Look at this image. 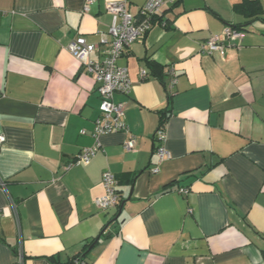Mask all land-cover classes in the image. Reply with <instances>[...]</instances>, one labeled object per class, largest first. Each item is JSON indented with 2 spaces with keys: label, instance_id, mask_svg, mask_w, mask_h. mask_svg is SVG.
Returning <instances> with one entry per match:
<instances>
[{
  "label": "crops",
  "instance_id": "0c3cea01",
  "mask_svg": "<svg viewBox=\"0 0 264 264\" xmlns=\"http://www.w3.org/2000/svg\"><path fill=\"white\" fill-rule=\"evenodd\" d=\"M107 1L85 12V0H0V264L20 247L24 264L83 252L90 264H264V0L252 19L233 10L241 0H162L157 24L118 59L132 85L113 98L134 149L126 132L108 133L89 163L65 169L93 144L80 130L100 103L67 45L81 35L106 46ZM145 1L128 0L129 11ZM225 25L243 29L239 44L201 53ZM162 122L170 156L152 173ZM106 170L130 198L101 233L119 209L94 203Z\"/></svg>",
  "mask_w": 264,
  "mask_h": 264
},
{
  "label": "built area",
  "instance_id": "2783aa9c",
  "mask_svg": "<svg viewBox=\"0 0 264 264\" xmlns=\"http://www.w3.org/2000/svg\"><path fill=\"white\" fill-rule=\"evenodd\" d=\"M95 0H85L83 11L87 12ZM162 0H146L133 14L128 9V0L107 1L106 11L111 15L109 26L110 40L104 48L99 43L88 42L85 37L75 36L67 45V50L80 61L83 70L90 74L96 83V91L99 94V114L93 121L91 130L81 129L80 133L89 134L93 137V144L83 147L64 168L75 165L87 164L100 148L99 137L116 131H124L127 137L123 142V148L132 151L136 144V136L130 132L124 121V107L122 102L114 100V93L127 94L130 91L132 82L127 69L118 63V59L132 43L142 39L150 29L157 24V16L160 14ZM160 22V21H159ZM158 22V23H159ZM161 25H165L162 21ZM244 34L243 29L225 25L220 34L211 35L199 45V51L204 54L218 52L223 54L227 45H237ZM97 53L95 59L91 58L92 53ZM142 78L147 76V70L141 69ZM170 79L168 88L176 83V75L173 69H169ZM166 130L164 123L156 129L153 140L155 143L154 154L156 163L150 172L159 171V164L169 158L166 149ZM3 136H0V145ZM0 186L5 187V182L0 180ZM103 193L94 199L97 207L107 210L116 207L120 201V194L117 189V182L112 172L106 170L102 173ZM179 191L186 194L187 188H180ZM192 210L188 208V212ZM24 253L21 247L15 252L13 264H24ZM70 264H86L81 256H74Z\"/></svg>",
  "mask_w": 264,
  "mask_h": 264
},
{
  "label": "trees",
  "instance_id": "16d2710c",
  "mask_svg": "<svg viewBox=\"0 0 264 264\" xmlns=\"http://www.w3.org/2000/svg\"><path fill=\"white\" fill-rule=\"evenodd\" d=\"M233 10L247 19L259 18L262 15V6L260 0H241L233 5ZM238 28V26H234ZM163 124V122L161 123ZM122 199H120L117 207L119 206ZM76 256H81L86 264H90L86 259V252L82 254H77Z\"/></svg>",
  "mask_w": 264,
  "mask_h": 264
},
{
  "label": "water",
  "instance_id": "95a60500",
  "mask_svg": "<svg viewBox=\"0 0 264 264\" xmlns=\"http://www.w3.org/2000/svg\"><path fill=\"white\" fill-rule=\"evenodd\" d=\"M131 192H132V190H131ZM130 192V193H131ZM130 198V195L126 198V199H122L121 200V202H120V204H119V209H118V212H117V214L114 216V218L113 219H111L106 225H105V227H104V229L101 231V233H103V231L105 230V228L109 225V224H111L114 220H116L117 219V217H118V215L120 214V212H121V209H122V207H123V205H124V203L126 202V200L127 199H129ZM101 233L95 238V240H94V242L93 243H95V242H97L98 241V239H99V237H100V235H101ZM92 243V244H93Z\"/></svg>",
  "mask_w": 264,
  "mask_h": 264
}]
</instances>
